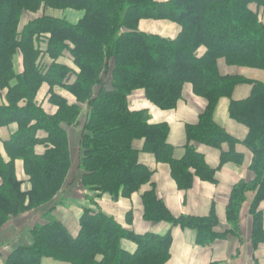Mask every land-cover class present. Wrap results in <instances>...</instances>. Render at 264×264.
<instances>
[{
  "label": "trees",
  "instance_id": "16d2710c",
  "mask_svg": "<svg viewBox=\"0 0 264 264\" xmlns=\"http://www.w3.org/2000/svg\"><path fill=\"white\" fill-rule=\"evenodd\" d=\"M256 6L264 11V0H0V129L12 124L18 130L0 153V232L24 213L47 206L63 190L72 167L66 126H78L82 107L89 109L82 128L80 185L94 199L109 195L113 200L131 198L152 182L153 172L140 162V153L153 155L171 169L180 191L194 187L196 179L216 184L211 169L196 144L221 152L220 169L228 163L242 166L243 144L252 154V181L242 180L232 190L226 209L230 228L217 233L220 221L215 207L207 217H175L159 198L156 187L142 196L144 218L152 223L193 230L197 245L211 246L216 240L241 233V212L248 194H253L252 245L264 244V83L244 76H222L218 62L228 66L264 71V23ZM83 13L77 23L41 15L22 25L26 13L43 9ZM164 21L180 32L174 39L140 31V23ZM68 60L72 67L61 62ZM22 66L20 69V62ZM50 87V102L58 112L50 116L37 103L42 86ZM186 84L207 101L196 125L186 127L185 154L176 159L169 143L170 126L153 124L148 110H133L131 96L144 92L146 99L162 111L175 110ZM239 85L252 86L251 95L234 100ZM61 88L77 100L54 93ZM231 100L229 116L248 129L240 142L214 120L221 99ZM45 133L44 137L40 134ZM143 141L139 151L134 144ZM44 145L46 152L36 154ZM224 145L229 150L224 151ZM21 160L31 189L23 191L15 163ZM44 214L36 224L30 245H20L5 264H42L50 259L66 264H167L173 236L144 235L124 228L102 211L84 209L80 231L72 236L65 225ZM132 222L129 213L128 223ZM131 241L136 250L123 248ZM258 264V263H255Z\"/></svg>",
  "mask_w": 264,
  "mask_h": 264
},
{
  "label": "crops",
  "instance_id": "0c3cea01",
  "mask_svg": "<svg viewBox=\"0 0 264 264\" xmlns=\"http://www.w3.org/2000/svg\"><path fill=\"white\" fill-rule=\"evenodd\" d=\"M160 2L168 0H158ZM81 15V14H80ZM81 16L73 14L74 20H80ZM34 18L27 17V21L22 23L25 25ZM140 31L148 34H156L168 39H174L180 32V28L169 22L164 21H148L144 20L140 23ZM62 63L71 66L68 60H61ZM22 66V62L20 61ZM220 74L222 76H241L239 75V67H230L224 59L218 62ZM21 69V67H20ZM264 73V72H260ZM258 75V74H257ZM247 78V77H246ZM250 80H256L248 78ZM54 93L68 100L70 104H76V98L65 89L54 88ZM252 86L239 85L234 89L233 99L243 100L251 95ZM5 102V97L0 95V105ZM231 100L223 98L220 100L215 114V122L224 128L231 136L238 141L243 142L248 136V129L232 120L229 116V106ZM37 103L42 106L44 111L53 116L58 112V107L50 102V87L44 84L38 93ZM208 103L205 99L194 94L193 86L186 84L183 89L182 99L179 101L175 110L162 111L152 105L145 97L144 92L134 93L130 98V106L133 110H148L153 124L167 123L170 126V134L168 141L175 148V158L181 159L185 154V146L187 144L186 127L188 125H196L199 122L200 115L205 111ZM86 109V107H85ZM86 111H88L86 109ZM83 118L81 126H66L68 135L72 167L67 177L63 190L58 194L47 206L38 210H32L24 213L18 218H14L4 228L13 222L26 217L36 211L43 215L52 209L51 216L61 221L68 229L69 233L76 237L80 231V219L84 209H88L89 205L92 210L102 211L106 215L114 218L124 228L129 229L136 234L144 235L154 233L157 235H165L172 233L173 243L170 250L171 257L167 264H264V244L260 245L257 250L252 245V217L249 214L250 206L253 201V194H248L247 202L243 206L241 212V233L239 237L229 236L224 240H216L209 247L197 245V235L193 230H184L180 227H173L169 223H152L144 218V207L142 196L146 191L151 189V184L156 187L158 196L162 199L175 217L180 216H196L207 217L212 207H215L216 214L220 221V225L216 228V232L223 234L229 230L230 226L226 219V209L230 201L232 190L240 181H252L254 174L250 171L252 162L251 152L243 145L239 144L236 151L244 155V163L237 166L228 163L221 169V152L218 149L208 147L202 144H196L199 153L205 156L208 166L217 170L216 184L203 182L199 179L195 180L194 187L187 191H180L171 175V169L166 164H160L153 155L140 153V162L147 166L152 172V182L146 185L139 193L134 194L131 198H120L118 201L112 199L111 196L105 195L101 198L94 199V205L88 200L94 197V193L86 190L80 185V162H81V136L82 126L86 122ZM18 130V126L5 127L0 129V153L6 162L9 161L4 148V142L8 141ZM41 137L45 133L40 134ZM139 151L143 149V141H137L134 144ZM224 151H228V145H224ZM37 155H43L46 152L44 145L37 146ZM16 176L19 181L23 182V191H29L31 184L24 170V163L17 160L15 163ZM1 184V179H0ZM260 209L264 212V202ZM129 213L132 214V222L128 223ZM45 223V220L38 224ZM3 230V231H4ZM123 248L133 253L136 245L131 241H124ZM12 252V251H11ZM9 252L7 256L11 253Z\"/></svg>",
  "mask_w": 264,
  "mask_h": 264
},
{
  "label": "rangeland",
  "instance_id": "374dc122",
  "mask_svg": "<svg viewBox=\"0 0 264 264\" xmlns=\"http://www.w3.org/2000/svg\"><path fill=\"white\" fill-rule=\"evenodd\" d=\"M252 9L259 13V16L261 18V21L264 23V11L262 9H258L256 6H252ZM73 14H76L77 16L83 17L82 12L74 11V10H55V9H43L38 14L33 13H26L22 17V23H25L27 20V17L30 18H36L41 15H49L58 19L66 20L70 23H77V20L73 19ZM81 14V15H80ZM20 62V61H19ZM21 67V65H20ZM264 72L262 70L258 69H249V68H240L239 69V75L247 77V78H253L256 80L264 81ZM258 74V75H257ZM88 111H86V109ZM89 109L87 106L82 107V113L80 116V124L76 127H80L82 120L84 117H88ZM87 120V118H86ZM17 126L16 124H12L8 127ZM83 128V126H82ZM80 174H83V171L80 170ZM91 205H89L88 209ZM95 211V210H93ZM44 215L41 212L36 211L35 213H32L30 215H27L26 217H22L21 219L17 221H13L7 229L0 232V264H5V260L7 257V254L14 250V248L20 246V245H30L32 242V238L30 236V232L32 228L38 224L42 220L44 221ZM42 264H66V263H60L56 262L54 260L46 259L43 261Z\"/></svg>",
  "mask_w": 264,
  "mask_h": 264
}]
</instances>
